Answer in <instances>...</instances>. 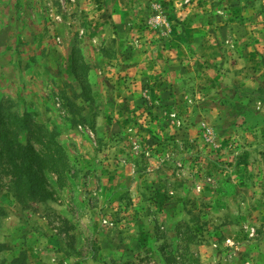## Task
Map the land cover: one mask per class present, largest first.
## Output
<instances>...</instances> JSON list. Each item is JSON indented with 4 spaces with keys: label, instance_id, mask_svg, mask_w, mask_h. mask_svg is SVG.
Instances as JSON below:
<instances>
[{
    "label": "rangeland",
    "instance_id": "1",
    "mask_svg": "<svg viewBox=\"0 0 264 264\" xmlns=\"http://www.w3.org/2000/svg\"><path fill=\"white\" fill-rule=\"evenodd\" d=\"M0 123V264H264V0H0Z\"/></svg>",
    "mask_w": 264,
    "mask_h": 264
},
{
    "label": "trees",
    "instance_id": "2",
    "mask_svg": "<svg viewBox=\"0 0 264 264\" xmlns=\"http://www.w3.org/2000/svg\"><path fill=\"white\" fill-rule=\"evenodd\" d=\"M12 115V114H11ZM6 123H0V142L3 145L1 150L8 166L13 172V187L19 197L31 200H45L48 196L44 180L40 179L37 167V154L30 142L20 143L8 136L5 130ZM53 161L50 156L49 161Z\"/></svg>",
    "mask_w": 264,
    "mask_h": 264
},
{
    "label": "crops",
    "instance_id": "3",
    "mask_svg": "<svg viewBox=\"0 0 264 264\" xmlns=\"http://www.w3.org/2000/svg\"><path fill=\"white\" fill-rule=\"evenodd\" d=\"M124 13H127L125 10H123V9H119V10H117V13H115V14H113V20H115L116 21V23H118V21H120V20H118V17H119V19H120V17H121V14H124ZM117 17V18H116ZM114 34V32L112 31H110V30H108V29H105V31L103 32V35L104 36H106V37H108V36H110V35H113Z\"/></svg>",
    "mask_w": 264,
    "mask_h": 264
}]
</instances>
